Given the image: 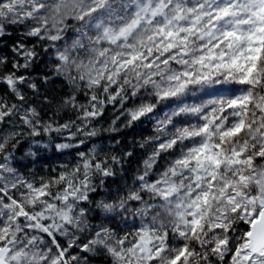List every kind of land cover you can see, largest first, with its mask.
Wrapping results in <instances>:
<instances>
[{"label": "clouds", "instance_id": "obj_1", "mask_svg": "<svg viewBox=\"0 0 264 264\" xmlns=\"http://www.w3.org/2000/svg\"><path fill=\"white\" fill-rule=\"evenodd\" d=\"M0 264H264V0H0Z\"/></svg>", "mask_w": 264, "mask_h": 264}]
</instances>
